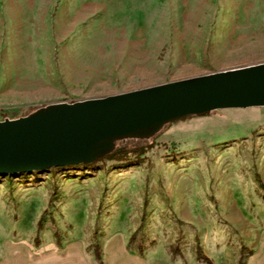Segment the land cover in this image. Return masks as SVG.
I'll list each match as a JSON object with an SVG mask.
<instances>
[{"label": "rangeland", "instance_id": "obj_1", "mask_svg": "<svg viewBox=\"0 0 264 264\" xmlns=\"http://www.w3.org/2000/svg\"><path fill=\"white\" fill-rule=\"evenodd\" d=\"M261 62L264 0H0V120ZM138 143L150 145L0 175V264L19 254L106 264L122 248L203 259L211 240L235 246L264 227V106L214 110L117 147Z\"/></svg>", "mask_w": 264, "mask_h": 264}, {"label": "water", "instance_id": "obj_2", "mask_svg": "<svg viewBox=\"0 0 264 264\" xmlns=\"http://www.w3.org/2000/svg\"><path fill=\"white\" fill-rule=\"evenodd\" d=\"M258 106H264V62L48 103L0 120V175L90 165L119 141L147 140L165 125L214 110Z\"/></svg>", "mask_w": 264, "mask_h": 264}, {"label": "crops", "instance_id": "obj_3", "mask_svg": "<svg viewBox=\"0 0 264 264\" xmlns=\"http://www.w3.org/2000/svg\"><path fill=\"white\" fill-rule=\"evenodd\" d=\"M211 240V239H210ZM210 251L205 253V260L198 259L196 255L190 256L187 260L172 256L170 260L151 259L145 253L134 251L114 250L110 252L106 264H239L241 255L244 257V264H264V227H256L253 231H248L242 241L235 246H230L225 242H209ZM56 259L35 258L33 255L21 256L13 255L11 258L3 259L1 264H53ZM65 258L56 264H68ZM82 264V263H79Z\"/></svg>", "mask_w": 264, "mask_h": 264}, {"label": "trees", "instance_id": "obj_4", "mask_svg": "<svg viewBox=\"0 0 264 264\" xmlns=\"http://www.w3.org/2000/svg\"><path fill=\"white\" fill-rule=\"evenodd\" d=\"M128 140L129 141L137 140V141H140L141 142V141H144L145 139L144 140H139V139H125V140H122V141H128ZM149 145H150V143H149ZM149 145H147V146H149ZM147 146L143 145L142 143H138L137 145H135L130 150H128L127 148H123L122 149L121 147H117L112 153L108 154L107 157H111V158L119 157V158H122V157H126V155H131L130 153H133V155H139V154H141V153H143L145 151V149L147 148ZM102 158H104V157H102ZM261 187L264 188V185L261 184ZM201 255H202L201 251L200 250H197V256L198 257H202ZM243 259H244V257L242 255V249H241V255H240V258H239V264H244ZM203 260H205V258H203ZM100 263H102V262L100 261Z\"/></svg>", "mask_w": 264, "mask_h": 264}]
</instances>
